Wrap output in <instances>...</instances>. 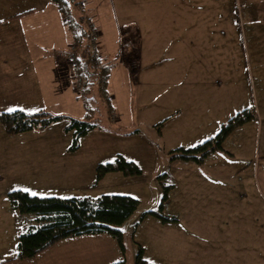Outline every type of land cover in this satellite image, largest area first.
Returning a JSON list of instances; mask_svg holds the SVG:
<instances>
[{
	"label": "crops",
	"instance_id": "0c3cea01",
	"mask_svg": "<svg viewBox=\"0 0 264 264\" xmlns=\"http://www.w3.org/2000/svg\"><path fill=\"white\" fill-rule=\"evenodd\" d=\"M242 1L245 7L251 0ZM77 2L76 14L83 13L92 20L99 32L95 48L102 59L97 63L110 65L104 90L120 123L124 107L118 97L129 89L136 72L157 73L159 84L153 80L151 85H160L161 90L169 86L194 108L192 101L206 98L210 91L219 98L229 94L228 71L233 64L228 50L221 45L227 43L223 39L228 23L221 14L214 13L227 12L229 0ZM263 4L257 7L264 9ZM213 27L221 36L216 39L219 49L206 48L197 53L196 44L206 43L203 34H212ZM254 27L249 43L253 46L251 78L256 84L251 85L250 108L243 106L247 117L228 132L221 149L199 160L177 157L164 170L169 184L166 194H173L177 208L171 216L166 215L168 219L161 220H171L181 228V219L188 218L187 240L197 236L205 251L219 241L220 261L215 264H264V35L254 34ZM73 40L76 38L64 23L55 0H0V114L12 107L28 113L49 110L52 114L86 118L81 95L93 97L98 89L90 85L81 94L76 88L74 74L76 70L85 73L86 58L78 53L77 67L69 64ZM77 40L81 45V39ZM238 96L243 98L242 93ZM50 107L57 108L54 111ZM62 120L66 131L67 120ZM188 120L183 129L173 127V134L196 135L199 127L191 128V118ZM53 123L43 129L8 133L0 119V264H63L68 259L59 254L72 252L73 243L78 242L75 248L82 244L70 236L33 257L15 259L22 226L17 210L9 203V191L27 188L29 194L35 192L37 196H82L79 192L93 185L95 178L103 176L100 182L112 173L98 177L94 170L101 154L85 157L79 147L71 149L67 140L63 143L49 132V127L58 125ZM32 134H40L32 136L37 141L30 139ZM174 137L173 141L163 142L164 149L182 146L176 145ZM159 206L162 210L163 202ZM203 219L207 220L205 232L192 227ZM90 235L99 243L108 239L104 233ZM173 236L178 243L180 235L173 231Z\"/></svg>",
	"mask_w": 264,
	"mask_h": 264
},
{
	"label": "rangeland",
	"instance_id": "374dc122",
	"mask_svg": "<svg viewBox=\"0 0 264 264\" xmlns=\"http://www.w3.org/2000/svg\"><path fill=\"white\" fill-rule=\"evenodd\" d=\"M263 3L264 0H251L246 2L243 7L242 0H229L227 12L224 10L214 12L218 16L221 14L223 20H227L228 23V27H224L226 36L223 39L227 43L221 45L228 50L233 68L228 71L229 94L225 98H219L216 92L210 91L206 98H197L192 101L195 103V108L187 106L186 102L179 99L169 86L166 87L168 89L161 90L162 86L156 84V87L150 84L153 80L158 83L157 73L147 72L146 75H141L136 72L134 82L130 84L129 89L123 91L122 96L118 97L124 107L123 123H120L115 109L112 111L109 107L105 90L98 92V95L95 91L93 97H90V94L82 95L87 111L86 118L70 116L81 120L90 119L95 127L78 136L76 143L81 150L80 154L84 152L83 156L85 155V157L90 154H101L98 164L114 163L121 156L136 164L139 173L124 174L119 169L113 170L107 176L110 179L105 177L98 182L103 176L95 178L94 184L85 186L84 190L79 192L80 195L83 196L85 193L92 196L123 194L136 198L138 204L124 221L116 225L120 231L123 229L121 231L122 246L107 233H104V236H107L108 239L100 243L92 241L90 238L94 237L90 234L79 235L82 236L80 239H77L78 236H72L75 237L73 238L74 242L76 240L82 244L75 248L78 242L77 244L73 243L72 252L59 254L61 258L68 259L63 264H111L119 260H123L122 264H135L138 248L142 249V258L151 264L154 262V264H206V262L215 264L220 261L219 241L207 248L208 251H205L206 248L202 247L197 236L191 241L187 240L188 218L181 219L180 228L179 225H174L171 220L166 222L161 220L160 216L144 213L156 210L163 216H171L177 208L173 194H166L168 197L162 199L163 194L167 193V191L164 192L162 186L169 185L164 178V170L170 160L177 158L171 159L172 150L176 147L164 149L163 142L173 141L172 136L175 135L174 140L178 142L176 145H182L184 148L194 147L201 141L212 138L227 119L235 115L237 109H240L239 113H245L247 109L243 106H250L253 98L251 85L256 84V80L253 78L252 81L251 78L253 76L251 53L253 46L251 48V43H249L251 41L250 32L255 26L253 33L264 35V9L257 7ZM252 6L253 9L249 11L248 9ZM213 30L212 34L208 32L203 34L206 43L196 44L197 53L205 52L206 48L219 49L220 43L216 42V39L221 36L219 32H216L215 27ZM97 39L98 37L96 42ZM239 93L243 94V98L238 96ZM126 106L129 112L128 116L125 115ZM50 108L55 111L57 107ZM36 109L39 108H34L33 111H37ZM110 113L115 114L109 116ZM189 118L192 121L191 128L199 127L196 135L187 137L184 132L173 134V127L183 129L189 123ZM65 123L62 119L54 122L53 124L58 125L54 129L49 127V132H52L54 137L58 135L63 143L67 140V145L70 146L73 143L74 131L72 129L65 131L62 127V124L65 125ZM34 135L40 134H32L31 140L35 139L32 137ZM230 139L232 142L234 141L233 135ZM94 171L96 172V168ZM160 181L162 182L160 183ZM160 202H163L164 205L162 210L159 206ZM181 210L183 209L181 208ZM184 211L188 212V209L186 208ZM16 212L22 226L20 232L26 230L30 224H36L35 214ZM206 224L207 220H198L192 227L205 232ZM173 231L180 235L181 239L178 243L173 236ZM193 246V249L197 250L193 251ZM77 249L80 252L76 253Z\"/></svg>",
	"mask_w": 264,
	"mask_h": 264
},
{
	"label": "trees",
	"instance_id": "16d2710c",
	"mask_svg": "<svg viewBox=\"0 0 264 264\" xmlns=\"http://www.w3.org/2000/svg\"><path fill=\"white\" fill-rule=\"evenodd\" d=\"M62 18L64 15L68 17V29L78 43H86L89 35L87 21L79 18L85 17L83 13L76 14L78 7L77 0H55ZM102 58H98L100 61ZM84 74L80 83L79 92L86 89L90 85L97 86L98 92L104 91L105 84L108 79V68L110 65L100 64L96 66L98 60L90 58L85 59ZM82 96V95H81ZM110 107V106H109ZM247 115L245 113H237L230 117L224 125L220 127L218 132L210 139L202 143L190 147H177L172 150L173 157H181L184 159L199 160L208 152L221 149V142L228 132L238 123L243 121ZM0 119L4 129L8 133H18L32 129H43L49 124L60 119H66L65 129L73 130V143L69 147L71 149L77 147L76 140L78 136L85 134L93 129L95 124L90 119H77L64 114H52L50 112L39 110L37 112L28 113L21 109L14 112H2ZM121 170L124 174H138L139 168L131 161L118 157L115 162H107L96 166L97 176L113 171ZM164 192L168 186L163 185ZM8 200L10 205L21 213L35 214L36 224H30L26 230L20 232L17 236L15 259H24L35 256L41 251L47 249L61 239L70 236H79L83 234L107 233L114 237L120 246L121 231L116 227L124 221L135 209L138 200L129 195L123 194H101L92 196H37L29 194L24 190L9 191ZM166 196L163 194L162 199ZM153 214L160 216L162 219H168L167 216L161 215L156 210L147 211L144 214ZM123 260L113 262L111 264H122ZM135 264H151L142 258V249L138 248L135 256Z\"/></svg>",
	"mask_w": 264,
	"mask_h": 264
},
{
	"label": "built area",
	"instance_id": "2783aa9c",
	"mask_svg": "<svg viewBox=\"0 0 264 264\" xmlns=\"http://www.w3.org/2000/svg\"><path fill=\"white\" fill-rule=\"evenodd\" d=\"M86 18V19H85ZM85 19L87 23V27L89 28V35L88 39L86 40V44L82 43L81 45L78 43H71L69 45V54H68V62L72 66L77 67L78 62H79V57L78 53H81L83 57L85 58H90L92 60H97L99 58V52L95 48L97 45L96 38L98 37V30L94 26V23L92 20H90L88 17H81L79 18L80 21H83ZM63 20L67 21L68 17L66 15L63 16ZM101 63H97L96 66L98 67ZM82 74L80 71L76 70L74 74V79H75V86L79 90L80 88V83L82 81ZM113 117V116H112Z\"/></svg>",
	"mask_w": 264,
	"mask_h": 264
},
{
	"label": "snow or ice",
	"instance_id": "6c2138e0",
	"mask_svg": "<svg viewBox=\"0 0 264 264\" xmlns=\"http://www.w3.org/2000/svg\"><path fill=\"white\" fill-rule=\"evenodd\" d=\"M7 111L8 112H14V111H16V109L15 108H12V107H9L8 109H7ZM201 143H202V141H201ZM194 146V145H193ZM24 191L25 192H27V191H29L27 188H25L24 189ZM32 195H36V193L35 192H33V193H31ZM121 231H123V229H121Z\"/></svg>",
	"mask_w": 264,
	"mask_h": 264
}]
</instances>
